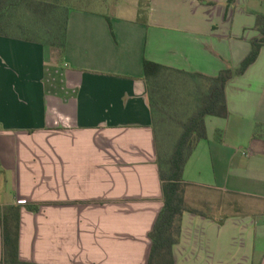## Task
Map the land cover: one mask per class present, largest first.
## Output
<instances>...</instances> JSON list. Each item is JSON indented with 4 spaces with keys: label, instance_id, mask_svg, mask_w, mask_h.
Returning <instances> with one entry per match:
<instances>
[{
    "label": "crops",
    "instance_id": "obj_1",
    "mask_svg": "<svg viewBox=\"0 0 264 264\" xmlns=\"http://www.w3.org/2000/svg\"><path fill=\"white\" fill-rule=\"evenodd\" d=\"M256 12L264 0H79L62 52L0 35V264L2 211L23 198L41 204L22 210L23 261L147 264L164 198L143 62L237 68ZM225 90L229 115L206 118L185 168L196 212L176 264H264V47ZM193 189L253 204L221 218L193 207Z\"/></svg>",
    "mask_w": 264,
    "mask_h": 264
},
{
    "label": "trees",
    "instance_id": "obj_2",
    "mask_svg": "<svg viewBox=\"0 0 264 264\" xmlns=\"http://www.w3.org/2000/svg\"><path fill=\"white\" fill-rule=\"evenodd\" d=\"M71 9L61 0H0V35L40 42L62 52ZM255 27L260 36L252 40L251 51L240 66L223 69L216 76L172 68L147 59L143 62L164 198V206L150 232L152 247L147 264H176L174 247L181 239L183 214L196 212L188 203L187 191L191 184L184 179L185 168L199 143L208 138L206 118L229 115L227 83L234 76L245 73L264 47L263 12H256ZM191 81H194V88L187 91L186 100L184 91L180 92L177 87L180 84L186 91ZM171 126L178 130L173 142L166 140ZM263 129L264 125H258L255 136H264ZM217 134L222 141V132ZM23 208L38 212L41 204H11L2 211L1 264H37L20 257Z\"/></svg>",
    "mask_w": 264,
    "mask_h": 264
},
{
    "label": "rangeland",
    "instance_id": "obj_3",
    "mask_svg": "<svg viewBox=\"0 0 264 264\" xmlns=\"http://www.w3.org/2000/svg\"><path fill=\"white\" fill-rule=\"evenodd\" d=\"M61 3L64 4L67 7H76L79 4V0H61ZM56 52H59L58 49L52 48ZM201 81V80H199ZM190 83V82H189ZM191 85L186 88V91L183 90L182 85L179 84L177 89L183 92V96L186 97L187 100V91H189L193 85L194 81H191ZM194 88V87H193ZM193 90V89H192ZM171 133L167 135L166 140L168 139L170 142H173L176 137L178 136V130H175L174 127L171 126ZM261 133L264 134V129L261 130ZM192 195L190 196V203H191V197L192 199V205L193 207H196L199 210L202 211H211L215 216L217 217H226L227 215H231L237 211V209H246L251 208L252 201L248 198L237 196L233 194H227V193H221V192H204L200 191L199 189H193ZM206 201H211L208 204H211L209 206L206 204ZM245 206V207H244ZM211 207V208H210Z\"/></svg>",
    "mask_w": 264,
    "mask_h": 264
},
{
    "label": "built area",
    "instance_id": "obj_4",
    "mask_svg": "<svg viewBox=\"0 0 264 264\" xmlns=\"http://www.w3.org/2000/svg\"><path fill=\"white\" fill-rule=\"evenodd\" d=\"M25 203H27V200L24 198L18 200V204H25Z\"/></svg>",
    "mask_w": 264,
    "mask_h": 264
}]
</instances>
